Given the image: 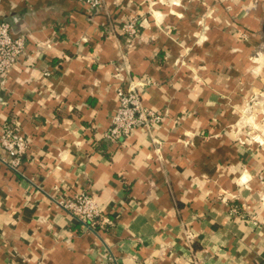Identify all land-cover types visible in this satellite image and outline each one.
Returning <instances> with one entry per match:
<instances>
[{
	"label": "crops",
	"instance_id": "crops-1",
	"mask_svg": "<svg viewBox=\"0 0 264 264\" xmlns=\"http://www.w3.org/2000/svg\"><path fill=\"white\" fill-rule=\"evenodd\" d=\"M172 1L0 0V134L30 141L18 171L0 146V264H264V0ZM122 68L164 117L115 144ZM83 191L96 229L56 203Z\"/></svg>",
	"mask_w": 264,
	"mask_h": 264
},
{
	"label": "built area",
	"instance_id": "built-area-1",
	"mask_svg": "<svg viewBox=\"0 0 264 264\" xmlns=\"http://www.w3.org/2000/svg\"><path fill=\"white\" fill-rule=\"evenodd\" d=\"M93 9H99L103 0H80ZM139 21L131 17L126 19L122 26V33L132 40L139 32ZM27 46L25 35H15L7 22H0V84L5 85L11 69L19 62L25 53ZM123 68L117 72V77L124 81L126 75ZM48 74V72H47ZM151 79L131 78L126 80L117 89L118 109L112 119L111 125L105 133V138L111 143H120L123 139L132 135L137 129L150 131L158 127L164 114L161 111L144 105L142 92L150 84ZM189 143V142H188ZM30 141L16 125L6 126L0 134V146L4 152L2 161L8 167L18 171L23 157L27 152ZM57 205L82 221L87 229H96L101 223L102 211L93 195L88 192H80L73 197L62 195L56 201ZM238 212V207H234ZM103 264H118L114 255H108Z\"/></svg>",
	"mask_w": 264,
	"mask_h": 264
},
{
	"label": "rangeland",
	"instance_id": "rangeland-1",
	"mask_svg": "<svg viewBox=\"0 0 264 264\" xmlns=\"http://www.w3.org/2000/svg\"><path fill=\"white\" fill-rule=\"evenodd\" d=\"M176 1H178V0H176ZM176 1H172V3H175ZM257 3H258V1L257 0H255V4L257 5ZM255 6V5H254ZM212 14V13H211ZM210 14V15H211ZM262 90H263V92H264V87L262 88ZM260 97H263V96H260ZM264 98V97H263ZM256 99H258L259 100V98H256ZM258 143H260L261 145H263L264 144V142L263 141H259Z\"/></svg>",
	"mask_w": 264,
	"mask_h": 264
}]
</instances>
